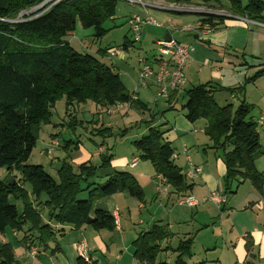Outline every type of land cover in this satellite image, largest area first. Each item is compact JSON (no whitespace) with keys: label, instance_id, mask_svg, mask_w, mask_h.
I'll return each instance as SVG.
<instances>
[{"label":"trees","instance_id":"1","mask_svg":"<svg viewBox=\"0 0 264 264\" xmlns=\"http://www.w3.org/2000/svg\"><path fill=\"white\" fill-rule=\"evenodd\" d=\"M43 1L0 0V167L16 168L21 175L20 180L8 176L0 180V235L26 228L36 233L38 244L46 246L58 231L43 221L38 205L48 211V218L55 225L111 231L114 217L102 209H95L91 216L92 203L122 192L142 202L144 194L128 172L115 171L103 183L97 182L100 179L97 170L107 167L111 157L104 153L100 163L86 161L76 170L63 163L57 171V181L42 166L26 164L37 140L33 128L50 123L51 109L58 100L64 99V115L73 129L78 124L70 113L75 104L92 102L102 108L118 104L142 106L133 98L136 94H128L124 89L114 66L75 50L66 39L77 23L84 29H92L94 39L102 38L107 32L104 23L113 17L118 0H57L48 8L28 13ZM163 1L224 9L264 24L263 0ZM214 19L221 18L199 16L200 24L209 26ZM213 92L208 83L187 89L181 107L185 119L190 123L205 121L204 133L226 168L224 187L240 178L248 180L261 193L264 177L254 162L262 151L256 122L249 117L251 106L241 103L235 108L231 104L219 107ZM175 94L168 98L175 101ZM100 124L104 126L102 116L98 119ZM102 127H97V134H101ZM164 133L161 126L149 127L132 146L175 193H185L191 185L174 164L173 151ZM25 183L30 184L31 190L23 188ZM84 191L86 198L81 199ZM43 195L44 201L40 199ZM11 199L21 203L20 211ZM167 237L168 232L158 225L140 232L132 243L134 258L144 264H156L161 251L159 244ZM176 251L173 264H186L185 259L191 257V240L181 242ZM14 263L11 246L0 241V264ZM76 263L88 264L79 257Z\"/></svg>","mask_w":264,"mask_h":264},{"label":"crops","instance_id":"2","mask_svg":"<svg viewBox=\"0 0 264 264\" xmlns=\"http://www.w3.org/2000/svg\"><path fill=\"white\" fill-rule=\"evenodd\" d=\"M143 1L162 4L163 8H143L126 1L117 2L114 15L108 21L112 22L117 18L125 19L128 35L131 32L127 23L130 16L138 15L140 18L149 16L158 24L152 26L158 28L151 32L152 28L149 27L146 32L144 28L149 24L143 26L141 31H145H143L142 37L140 35L141 48H146L144 42L153 43L152 37L148 39L144 35L145 32L150 33V36L151 33L154 34L155 37L152 39L154 43L163 39L167 34L180 44L193 48L191 59L184 68L185 84L176 92V99L182 98L180 93L185 94L187 89L208 83L214 90L213 98L217 105L230 104L227 103L228 99L240 95L241 100L235 105L231 104L233 108L241 103L251 106L249 117L254 121L264 114V109H262L264 108L262 106L264 105V61L259 60L253 64L249 63V60H245L246 57L252 61L260 58L258 57L260 52L258 53L255 48L258 45L259 49L262 47V52L264 51V27L260 29L252 26L247 27L237 15H234L235 17L214 19L208 33L190 32L182 28L187 25L195 27L199 25L201 22L197 14H193L196 16L191 19V16L184 17L188 13L165 8L170 3L163 0ZM69 35L66 39L71 45L73 41H69ZM103 37L94 39L93 44L97 46L93 47L82 45L81 40L77 39L82 48V51L79 52L89 53L98 59L102 58V62L114 66L124 89L128 91V94L135 93L133 98H136L142 105L133 107L143 114L149 112V118L141 120L142 125L144 123L143 129L141 124L138 125L140 128L138 135L140 137L144 135L149 127L161 126L165 132L164 139L169 142L176 155V159L173 160L174 164L184 172L189 160L201 171L193 180H187V183L191 185L190 190L185 193H175L168 186L167 196L162 198L159 192L167 184L155 174L151 163L140 159L139 153L136 154L139 160L131 168L129 164L137 157L123 153L116 155L115 149L113 154H107L103 146L104 142L96 144L95 148L97 149L91 155L94 160L98 158L99 161V157L103 153L111 156L109 165L97 170L100 176L97 182L103 183L115 171L128 172L139 184L144 194L143 201L134 199L126 192L116 193L94 201L91 205L90 215L93 216L95 209H102L110 213L116 222V226L111 231L105 229L97 231L91 226L75 229L69 226L55 225L49 220L48 211L40 204L37 209L40 210L43 221L50 223L54 227V231L58 232L46 246L38 244L36 233L28 232L26 228L21 232L8 231V233L6 231L5 234L0 235V241L8 243L12 248L14 264H77L78 257L75 246L81 241L86 244L88 264H144L134 258L132 243L140 232L150 229L153 225L161 226L168 232V237L159 244L161 251L156 256V264H173L178 254L176 251L178 245L187 240H191V257L185 259L186 264H189L196 256L201 258V255L204 256V259H198L195 261L196 263L205 261L209 264H264V181L261 193H258L248 180L240 178L230 181L224 187L226 168L220 153L213 148L212 142L204 133L205 121L188 122L181 109L182 106L178 110L176 106L171 105L173 102L171 97L164 100L167 106H163L161 110L160 121L156 120L154 111L141 100L142 92L140 91L150 85L143 88L138 86L140 69V55L138 54L141 51L137 50L135 58L130 61L126 60V55H130L129 51L135 50L132 48L133 42L125 36L121 39L120 45L116 47L105 42ZM196 43L199 46H196ZM91 48L93 49L91 50ZM109 50H112L114 54L110 56ZM155 57L149 61L154 60ZM225 60L226 63L235 65L232 69L234 72H231L228 66H222ZM156 63L153 62V64ZM217 65L221 68H218ZM192 68L195 70L193 72L195 76L190 74ZM186 69L187 72H185ZM201 72L204 73L201 74ZM224 72L227 73V76L224 75ZM188 83L190 85H187ZM138 93L140 94L138 95ZM86 104L81 106L75 104L70 110L72 118L78 122L77 126H82L94 118L92 128L96 130L98 119L100 116H104L103 127L108 128L112 126L111 119L115 118L118 122L119 117L121 119L128 115L126 110L122 112L119 109V113L116 112L117 115L114 113L113 116H107L108 114L102 112L105 108L99 111L98 107L93 104ZM84 116H87L88 119H83ZM108 118H111L110 121L107 120ZM257 130L262 153L255 159L254 164L256 170L264 177V125ZM94 134L97 135L96 132H93ZM89 156L85 155L80 162L90 161ZM211 193H216L220 197V204L204 201ZM186 196L193 197L197 202L196 205L187 207L177 204L180 198ZM140 224H145L146 229L137 230L135 226ZM31 247L35 248L33 255L29 252ZM170 250V253H173L171 259L173 263L165 260V255ZM159 256H161L160 261L157 259Z\"/></svg>","mask_w":264,"mask_h":264},{"label":"rangeland","instance_id":"3","mask_svg":"<svg viewBox=\"0 0 264 264\" xmlns=\"http://www.w3.org/2000/svg\"><path fill=\"white\" fill-rule=\"evenodd\" d=\"M244 1L245 0H242L243 3H244ZM117 2L121 3V2H123V0H118ZM222 2L225 3L224 1H222ZM37 6H35V7H37ZM35 7L31 8L30 11L35 10L36 9ZM200 7H202V6H200ZM194 16H196V15L189 14V13L184 15V17H190L191 19H194ZM198 16H200V15H198ZM215 17H217V16H215ZM251 26L254 28H259V29L261 28L259 26H255V25H251ZM104 27L107 28L108 30L106 32V35L103 37L104 38L103 40L107 43H111L112 46L117 47L118 45H120L121 39H123L125 36H127V39L129 41L133 42L134 46L132 48H135V50H133L131 48L132 50L129 51L130 55H128V54L126 55L127 56L126 60L130 61L132 58H135L137 50L141 51L138 54V55H140L139 59H147V61H149L151 58H153L157 55L154 40H152L155 36L152 33L150 36V33L148 34L146 32H147V28H149V27L152 28L151 32H154V30L156 31L158 27L148 25L144 28L146 30L144 35H146L148 39H149V37L150 38L152 37L151 41L153 42V43L144 42V44L146 45V48H143V47L141 48V45H142L141 39L139 42L133 41V35L131 34V32L127 35L128 29H127L126 24H125V19L117 18V19H114V21H112V22L108 21V22L104 23ZM145 30H142L140 32L141 37H142L143 31H145ZM92 32H93L92 29H84L81 27V25L79 23H77L76 28L73 31V33L69 35L70 36L69 41L70 40H71V42L73 41L71 43L73 48H75V50H77V51H82V48L80 47L77 39H79V41L81 40L82 45H91L92 47L97 46V45L93 44L94 37L92 36ZM162 35H161V37H162ZM196 46H199V44L196 43ZM92 49L93 48H91V50ZM255 49H257L256 51H258V53L260 52V54H258L259 55L258 57H260V58L256 61H252L249 57L248 58L246 57L245 60L246 61L249 60L250 61L249 63L256 64L259 60L264 61V51L262 52V47L259 49V47L257 45ZM146 50H147V52H146ZM98 57L101 58L100 56H98ZM190 59H191V56H190ZM101 60H102V58H101ZM103 61H105V60H103ZM224 65L228 66V68L230 69L231 72H234V71H232V69H233V67H235V65H233L232 63H226V60L223 62L222 66H224ZM217 67L221 68V66H218V65H217ZM201 70H202V68L200 69V71ZM194 71H195L194 68H192L190 71V74L192 75ZM239 71H242V70H239ZM185 72H187V69ZM202 73H204V72H201V74ZM224 75L227 76V73L224 72ZM192 76H195V74H193ZM237 78L240 79L241 77H237ZM187 85H190V84L188 83ZM147 88L142 89L140 91V92H142L141 93V96H142L141 100L144 103H146V105L149 109H152V111H154L156 120H159L161 115H162L161 110L163 109V106L165 107V106H167V104L165 103V101L163 99L154 103L156 88L152 84H150ZM139 94L140 93H138V95ZM234 94L236 95L237 93L235 92ZM180 96H182V98H177L175 101H173L171 103V105L176 106V109H178V110L180 109V106H182L183 103L185 102L184 94L180 93ZM228 100H229V102H227V103L235 105L239 100H241V97H240V95H236V98H230ZM217 101H218V99H217ZM86 103L87 104H93L95 107H98L97 110L102 111V107L96 106L92 102H86ZM86 103L80 104L79 106L85 105ZM218 106L221 107V106H223V104H218ZM262 106L264 107V105H262ZM262 106H259V107L262 108ZM103 108H108V107H103ZM112 109H113L114 113H116V112L119 113V109L117 106H113ZM262 109H264V108H262ZM105 110L106 109H103L102 112L105 114H108L105 112ZM121 110H122V112H125V110H126L128 115L126 117H122L121 119L119 117L118 122H116V119L113 117H112L113 119L108 118L107 120L110 121V119H111V122H112V126L108 127V128L102 127L101 124L100 125L96 124L98 127H102L101 128L102 129L101 134L100 135H98V134L93 135V132H96L92 128V121L94 120V118L91 119L88 123H86V124L84 123L82 126H75V129H73V127L69 123L70 119L65 118V115H64V113H65V101H64V99L58 100L54 104V107L51 109L50 123L42 124L36 129L33 128V133L37 137V140H36L34 148L32 149V151L30 153V156H29L26 164L27 165H40V166H42L44 171L48 175H50L55 181H57V179H58L57 178V171L63 166V163L71 165L72 168L74 170H76L77 166L81 164L80 161H82V158L85 155H90L89 156L90 157V163L98 164V162L101 160L100 157H99V161H98V158L96 160H94V158H92L91 155L97 149V148H95L96 144H99V143L102 144L103 142H104L103 146H104L105 152L107 154H111V153L113 154L116 151V155L119 153L127 154L129 156L133 155L134 157H137L136 158L137 160H139L138 156L136 155V154H138V152H136L135 149L132 147V142L140 138V136L138 135V131L140 129L138 127V125H140V124L142 125V122H141L142 119L147 120L149 118V112H146L145 114L140 113L133 106L131 108L130 107L123 108V109L120 108V111ZM114 113L112 112V113L108 114L107 116H111ZM117 113H116V115H117ZM83 119H88V117L84 116ZM103 121H105V120H103ZM143 125H144V123H143ZM143 125H142V129L144 127ZM85 128H87V129H85ZM261 132H262V130H261ZM52 139H56V140H52ZM55 143L57 144V146L54 145ZM114 149H115V151H114ZM7 176L13 177L16 180H20V178H21L20 171L18 169L13 168V169L8 170L6 167H0V180H5L7 178ZM23 188L27 191L31 190L29 183H25L23 185ZM86 195L87 194L84 191L80 195V198L85 199ZM40 199L42 201H44L45 196L43 195ZM11 202H14V201L11 199ZM14 204L17 207V210L20 211L21 210V203L19 201H15ZM145 227H146L145 224L144 225L140 224V225L135 226V228L139 231H141L142 229L145 230L146 229ZM8 231H10V230H8ZM173 243L175 244V242H173ZM170 252H171V250L165 255V260L169 261V263H173L172 262L173 260H171L173 258V253H170ZM157 259H158V261H160L161 256H159ZM198 259H204V256L201 255V258H197V256H196L195 258H193L191 260V262H189V264L196 263L195 261H198Z\"/></svg>","mask_w":264,"mask_h":264},{"label":"built area","instance_id":"4","mask_svg":"<svg viewBox=\"0 0 264 264\" xmlns=\"http://www.w3.org/2000/svg\"><path fill=\"white\" fill-rule=\"evenodd\" d=\"M56 1L57 0H44L40 5L35 7L36 8L35 10L30 11L31 10L30 9L28 13H35L46 7L48 8ZM123 1H126L133 5H139L143 8H147V7L163 8L162 4L156 2L150 3V2H145L143 0H123ZM165 8H170L171 10L178 12H199V13L212 14L218 17H235L234 15H232L231 13H229L224 9H214L205 6L200 7V6L187 5V4L170 3ZM238 17L247 25V27L251 25L264 27V24L253 21L247 17H241V16ZM127 23L130 31L132 32L134 42H139L140 32L145 24L158 25L156 21L153 20L151 17L147 16L146 18H140L138 15L130 16ZM168 28H170V26H168ZM182 29L190 32L201 31L202 33H208L211 30L210 26L207 24H199L196 27L192 25H187L184 26ZM154 44L157 53L154 60L147 61V59H139L140 69L138 72V86L140 88H143L146 87L148 84H152L156 88L155 101H154V103H156L159 100L167 99L172 93L179 91L184 86L185 84L184 68L190 61V56L191 53L193 52V48L180 44L172 37H169V40H165V39L157 40ZM108 53L110 56L114 54L112 50H109ZM163 57L164 59L162 60ZM153 62H155L156 64H153ZM116 106L118 107V109L129 107L128 104H118ZM112 107L113 106L105 108L106 109L105 112L108 114L112 112L114 113ZM255 122L257 129L263 126L264 114H261ZM54 145L57 146L56 143ZM171 158L173 160L176 159V155L172 153ZM136 163H137V159H133L129 164V166L132 168L136 165ZM200 171H201L200 168L195 167L188 160L187 168L183 172V174L187 180H193L196 176L199 175ZM163 182H165L164 179ZM167 193H168V185H166V187L164 188H161L159 195L162 198H165L167 196ZM204 201H211L216 204H220L221 200L216 193H211L208 197L204 199ZM196 203L197 202L191 196L180 198L177 201L178 205H183L187 207L195 206ZM115 226H116V222H115ZM29 252L32 255L35 254V248L31 247ZM75 252L77 257L81 258L84 261H87L85 242L81 241L78 244H76Z\"/></svg>","mask_w":264,"mask_h":264},{"label":"water","instance_id":"5","mask_svg":"<svg viewBox=\"0 0 264 264\" xmlns=\"http://www.w3.org/2000/svg\"><path fill=\"white\" fill-rule=\"evenodd\" d=\"M182 13H190V14H197V15H205V16H215V15H212V14H206V13H199V12H182ZM163 39L165 40H169V35H164Z\"/></svg>","mask_w":264,"mask_h":264}]
</instances>
